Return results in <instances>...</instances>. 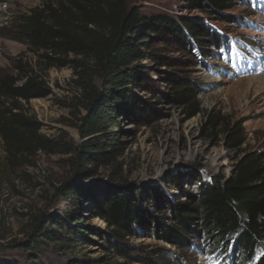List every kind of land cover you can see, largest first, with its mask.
I'll return each instance as SVG.
<instances>
[{"label": "trees", "instance_id": "16d2710c", "mask_svg": "<svg viewBox=\"0 0 264 264\" xmlns=\"http://www.w3.org/2000/svg\"><path fill=\"white\" fill-rule=\"evenodd\" d=\"M129 1L41 0L15 20L16 25L4 37L26 46L36 60L32 65L21 56L11 74L0 76V142L6 163L16 169L21 158L39 151L68 156L65 161L73 175L56 194L75 204L83 199L94 205L97 216L106 223L103 247L114 264L127 258L137 264H184L162 248L145 251L125 242L144 236L177 250L202 245L217 261L227 264H264V151L240 153L245 142L242 123L206 116L203 130L220 135L224 147L238 154L229 175L216 173L208 182L202 181L201 167L195 166L185 183L197 184L196 194L185 192L178 176L171 177L166 183L177 187L186 202L171 201L157 189H138L119 175L118 162L111 156L115 145L109 131L118 127V119L129 117L127 107H134V88L151 91L142 63L170 69L161 72L166 90L157 91V98L175 105L183 119L189 120L202 113L198 95L203 85L183 75L184 67L194 66L195 61L204 64L213 54L210 48L218 49L226 61H238L237 42L226 39L202 18L145 16L137 7H129ZM176 1L185 10L232 23L237 19L231 21L223 13L241 0ZM173 53L184 59L169 56ZM63 67L72 70V83L80 90L78 101L84 115L76 125L78 142H62L64 133L61 138L48 139L20 111V101L28 103L50 94L42 73ZM145 104L144 118L150 122L157 111L146 115L149 104ZM101 164L111 166V172L107 196L99 202L91 196V185H83L82 176L89 165ZM163 210L168 216L158 214ZM78 217L67 215L73 223L61 228L64 237L82 235ZM48 222L45 215L35 217L29 241L16 245L30 251L31 264H36L32 251L39 249L38 238Z\"/></svg>", "mask_w": 264, "mask_h": 264}, {"label": "rangeland", "instance_id": "374dc122", "mask_svg": "<svg viewBox=\"0 0 264 264\" xmlns=\"http://www.w3.org/2000/svg\"><path fill=\"white\" fill-rule=\"evenodd\" d=\"M40 1L0 0V76L11 74L21 56L34 65L36 57L26 46L4 36L10 34L19 15L27 13ZM128 6L137 7L145 16L202 18L206 25L238 44L235 53L239 68L233 66V60L226 61L218 49L210 48L209 53L213 54L206 57L204 64L195 61L194 66L184 67L181 72L203 85V92L198 95L203 114L184 120L175 105L157 98V91L166 90L161 72L170 69L144 62L143 71L150 79L151 91L134 88V107H127L129 117L118 119V127L109 131L115 145L111 156L118 162L122 180L138 189H157L171 201L186 202L177 187L166 183L171 177L178 176L180 187L196 194L198 185L185 183L195 166L201 167V179L208 182L216 173L229 175L238 154L224 147L220 135L211 136L203 130L207 115L242 123L245 142L240 153L264 151V83L250 80L264 77V0L239 1L223 13L231 21L237 19L232 23L214 21L206 13L185 10L176 0H130ZM169 56L184 59L175 53ZM42 78L50 94L28 103L20 101V111L34 121L39 133L48 139L61 138L64 133L62 142H78L76 125L84 112L79 107L80 90L72 83V70L51 68L42 73ZM145 102L149 104L146 115L157 111L155 117L150 115V122L144 118ZM67 158L39 151L27 159L21 158L15 169L6 163L0 142V264H31L30 251L16 245L29 241L31 221L40 215L47 216L49 222L38 238L39 249L32 251L36 264L115 263L103 247L106 245L103 232L107 231V226L97 216L94 205L83 199L75 204L56 194L62 182L73 175L65 161ZM110 172L109 165H89L82 176L83 185H91V196L99 202L107 196ZM71 213L79 216L77 226L81 236L62 235L61 228L73 223L67 218ZM158 214L168 216L167 210ZM125 242L131 248L145 251L162 248L176 254L184 264H218L209 249L201 248L202 245L190 251L177 250L145 236ZM117 263L137 264L129 258L118 259Z\"/></svg>", "mask_w": 264, "mask_h": 264}, {"label": "bare ground", "instance_id": "6f19581e", "mask_svg": "<svg viewBox=\"0 0 264 264\" xmlns=\"http://www.w3.org/2000/svg\"><path fill=\"white\" fill-rule=\"evenodd\" d=\"M250 80H254V81H258V82H262V84L264 83V77L263 78H251ZM263 91H264V89H263ZM262 91V92H263Z\"/></svg>", "mask_w": 264, "mask_h": 264}]
</instances>
